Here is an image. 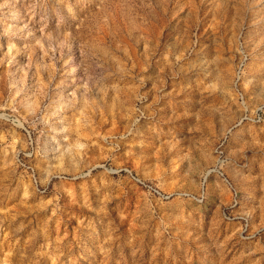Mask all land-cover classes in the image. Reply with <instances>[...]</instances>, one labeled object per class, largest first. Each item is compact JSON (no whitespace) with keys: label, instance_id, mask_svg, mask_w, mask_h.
Masks as SVG:
<instances>
[{"label":"rangeland","instance_id":"rangeland-1","mask_svg":"<svg viewBox=\"0 0 264 264\" xmlns=\"http://www.w3.org/2000/svg\"><path fill=\"white\" fill-rule=\"evenodd\" d=\"M0 264H264V0H0Z\"/></svg>","mask_w":264,"mask_h":264}]
</instances>
